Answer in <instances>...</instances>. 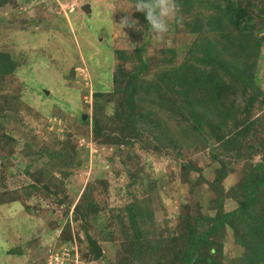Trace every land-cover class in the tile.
Wrapping results in <instances>:
<instances>
[{"label":"rangeland","instance_id":"1","mask_svg":"<svg viewBox=\"0 0 264 264\" xmlns=\"http://www.w3.org/2000/svg\"><path fill=\"white\" fill-rule=\"evenodd\" d=\"M131 8L129 0H0V53L18 65L0 79V264H117L125 252L124 236L132 237L125 211L131 204L151 206V227L165 241L151 264H171L173 247L166 240L184 235L191 217L217 212L219 194L212 185L219 165L211 150L217 141L188 148L181 137L174 149L156 139L155 127L129 139L131 146L94 134L96 113L117 120L122 96L113 92L123 86L121 71L128 76L139 66L138 50L149 65L139 78V92L145 108L158 112L162 105L154 91L146 95V87L167 73L160 63L182 64L196 39L173 19L169 32L154 40L133 12L143 31L124 32L118 23ZM254 19L248 33L262 39L258 79L264 91V22ZM208 27L206 19L205 32ZM170 106L157 113L159 119L177 113ZM104 127L105 134L114 135ZM114 137L121 138L117 132ZM252 140V145L258 141ZM46 148L73 150L74 159L67 167L42 171L49 159L37 152ZM255 151L253 160L235 161L234 169L229 161L232 171L217 187L224 191L223 211L237 206L231 189L243 182L250 164L260 162ZM86 190L92 194L85 198ZM83 203L88 208L79 214L76 207ZM88 239L101 247L100 258ZM214 241L215 261L246 264L236 231L227 227Z\"/></svg>","mask_w":264,"mask_h":264},{"label":"trees","instance_id":"2","mask_svg":"<svg viewBox=\"0 0 264 264\" xmlns=\"http://www.w3.org/2000/svg\"><path fill=\"white\" fill-rule=\"evenodd\" d=\"M129 1L133 6L134 0ZM256 3L262 5L261 10ZM178 5L180 20H175L174 26L184 25L196 35V39L182 64L170 62L168 66L160 63L167 73L159 74L157 81L146 87V95L150 96L154 91L161 109L158 112L153 106L146 109V97L139 92V78L149 68L140 49L136 52L139 66L128 76H123L121 71L123 86H117L113 92L114 96H122L121 107L116 112L117 120L98 112L92 124L93 131L97 138H107L109 143L120 142L125 146H131L133 142L129 139L137 138L140 131L152 127L160 130L156 139L174 149L180 145L181 137L188 148H199L202 144L217 141V147L211 149L219 165L217 179L212 185L219 194L215 201L217 212L191 217L192 220L185 225L187 231L184 235L166 240L173 247L169 254L170 263L222 264L220 259H213L210 250L219 251L214 239L230 227L242 238L246 249L245 263L264 264V91L260 89L258 79L262 39L255 31L248 33L252 17L254 21L264 22V0H178ZM133 16L148 32L144 14L133 11ZM206 19L207 32L204 31ZM118 55L122 59L126 57L123 52ZM17 68L10 54L0 53V79L12 75ZM170 104L177 113H168L166 121L159 119L157 113L163 112ZM259 108L260 115H256ZM137 109L141 110L139 114ZM2 114L0 107V117ZM106 125L121 138L112 133L105 134ZM174 125L178 133L170 131ZM252 139L258 140L257 143H249ZM255 149L260 154V162L250 164L243 182L231 189L237 206L223 211L224 191L217 190L220 181L235 168V161L240 163L245 157L253 160ZM37 154L49 159L50 166L42 170L45 172L67 167L74 159L73 150L46 148ZM230 160H233L234 167L230 166ZM84 194L86 198L92 192L86 190ZM87 208L88 203H83L76 210L81 214ZM125 211L132 226V237L124 236L125 252L117 264H151L153 255L161 252L165 242L157 238L151 227L154 223L151 206L131 204L125 207ZM119 225L123 228L122 222Z\"/></svg>","mask_w":264,"mask_h":264},{"label":"clouds","instance_id":"3","mask_svg":"<svg viewBox=\"0 0 264 264\" xmlns=\"http://www.w3.org/2000/svg\"><path fill=\"white\" fill-rule=\"evenodd\" d=\"M133 11L144 14L147 31L152 34L154 40H161L169 32L173 19L177 22L180 20L178 0H134L131 10L118 23L124 32L125 29L143 31L138 20L131 15Z\"/></svg>","mask_w":264,"mask_h":264},{"label":"water","instance_id":"4","mask_svg":"<svg viewBox=\"0 0 264 264\" xmlns=\"http://www.w3.org/2000/svg\"><path fill=\"white\" fill-rule=\"evenodd\" d=\"M84 10L89 11V6L86 5L84 7ZM88 241H89V245L91 248V252L95 256V258H100L103 255V251H102L101 247L95 241H93L91 239H88Z\"/></svg>","mask_w":264,"mask_h":264}]
</instances>
